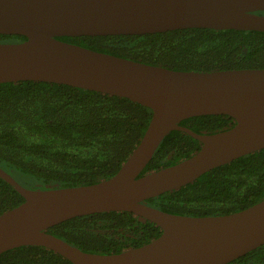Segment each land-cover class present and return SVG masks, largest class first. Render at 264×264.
Instances as JSON below:
<instances>
[{
	"label": "water",
	"instance_id": "1",
	"mask_svg": "<svg viewBox=\"0 0 264 264\" xmlns=\"http://www.w3.org/2000/svg\"><path fill=\"white\" fill-rule=\"evenodd\" d=\"M264 0H0V83L44 81L126 97L151 109L131 154L111 177L71 187L29 188L0 167L24 198L0 214V253L43 246L73 264H226L264 244V199L239 211L179 215L145 200L177 190L203 173L264 148V68L174 70L95 51L61 36L127 35L184 28L264 32ZM228 115L230 128L197 133L185 118ZM180 130L200 149L139 176L163 138ZM128 211L161 234L120 253H92L46 231L75 216Z\"/></svg>",
	"mask_w": 264,
	"mask_h": 264
},
{
	"label": "trees",
	"instance_id": "2",
	"mask_svg": "<svg viewBox=\"0 0 264 264\" xmlns=\"http://www.w3.org/2000/svg\"><path fill=\"white\" fill-rule=\"evenodd\" d=\"M264 14L263 12H259ZM95 51L174 70L264 68V32L184 28L141 35L61 36ZM0 34V42L23 41ZM150 108L126 97L59 83H0V167L32 177L36 188L88 185L114 175L140 141ZM228 115L185 118L179 125L215 133L234 125ZM201 143L180 130L161 141L139 176L186 159ZM264 199V148L215 167L177 190L145 200L165 212L221 215ZM24 198L0 178V214ZM92 253H120L161 234L153 222L128 211L75 216L46 229ZM0 264H73L43 246L0 253ZM226 264H264V244Z\"/></svg>",
	"mask_w": 264,
	"mask_h": 264
},
{
	"label": "rangeland",
	"instance_id": "3",
	"mask_svg": "<svg viewBox=\"0 0 264 264\" xmlns=\"http://www.w3.org/2000/svg\"><path fill=\"white\" fill-rule=\"evenodd\" d=\"M6 42H14V41H6ZM16 180L20 182L22 185L29 187V188H36L37 186L35 180L32 177L25 176L19 173L15 174Z\"/></svg>",
	"mask_w": 264,
	"mask_h": 264
}]
</instances>
